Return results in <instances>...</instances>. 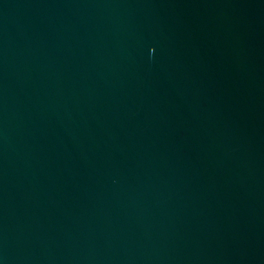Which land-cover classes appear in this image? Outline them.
Instances as JSON below:
<instances>
[{
	"label": "water",
	"instance_id": "water-1",
	"mask_svg": "<svg viewBox=\"0 0 264 264\" xmlns=\"http://www.w3.org/2000/svg\"><path fill=\"white\" fill-rule=\"evenodd\" d=\"M0 264H264V0H0Z\"/></svg>",
	"mask_w": 264,
	"mask_h": 264
}]
</instances>
